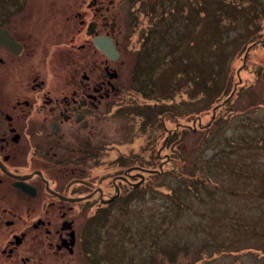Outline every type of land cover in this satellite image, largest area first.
Masks as SVG:
<instances>
[{"label":"rangeland","instance_id":"1","mask_svg":"<svg viewBox=\"0 0 264 264\" xmlns=\"http://www.w3.org/2000/svg\"><path fill=\"white\" fill-rule=\"evenodd\" d=\"M10 2L0 0V26H8ZM118 2L129 44L125 55L133 66L122 67L120 94L106 114L107 144L113 145L95 154L112 171L132 163L148 168L138 189L129 188L124 199L87 219V263L264 264V145L241 142L230 155L220 151L237 138L251 139L255 127L263 129L264 102H253L264 101V26L257 30L260 40L250 50L248 67H242L243 50L225 67L230 87L240 77L245 88L216 107L219 120L203 127L221 92L217 75L207 78L206 37L221 18L218 45L232 54L250 35L243 24L251 10L244 13L233 0ZM255 2L264 7V0ZM224 5L232 7L223 12ZM226 12L238 15L235 24ZM136 21L144 25L133 27ZM9 90L0 79V103L11 96ZM193 122L195 129L184 126ZM164 126L173 128L170 136ZM164 151L170 156L153 173Z\"/></svg>","mask_w":264,"mask_h":264},{"label":"flooded vegetation","instance_id":"2","mask_svg":"<svg viewBox=\"0 0 264 264\" xmlns=\"http://www.w3.org/2000/svg\"><path fill=\"white\" fill-rule=\"evenodd\" d=\"M118 3L10 2L0 26V79L11 95L0 103V264H88L87 219L144 182L148 166L112 171L95 154L113 145L106 114L122 67L133 66ZM97 37L114 50H101Z\"/></svg>","mask_w":264,"mask_h":264},{"label":"trees","instance_id":"3","mask_svg":"<svg viewBox=\"0 0 264 264\" xmlns=\"http://www.w3.org/2000/svg\"><path fill=\"white\" fill-rule=\"evenodd\" d=\"M236 1H238V0H233L232 6H233V4L235 2L237 8H240V10L244 9V13H246L247 10H251V13L249 14V17H246V22L243 24V25H245V28H248V30L250 32V35L248 37L246 36L244 38V40L241 42V44L236 48V50L232 54H230L228 52L229 48H227V50H226L223 47V49H222L221 46L218 45V43H221V42L223 43V41H221V37L220 36L222 35L221 32H222V29H224V26L220 22L221 18H216L217 22H216V25H215V28H214L215 30H213L211 36L208 33V35L206 37V41H205L206 44H208L207 62L209 64V66H210L209 76L207 78H212L214 75H217L216 87L220 88V90H221V92L219 93V96L221 98L220 97L218 98L220 100L223 97H225V95H227L230 92V90L233 88L234 85H235V90H234L233 94H236L237 90L239 91V90H243L245 88V84L243 83L244 82L243 80L242 81L241 80L240 81L239 80H235L233 82V85L230 87L231 77L228 76V72L225 70V67L228 64L233 63L234 61L238 60V58H240V56H239L240 51H242V50L245 51L246 47L248 45H250L245 58H243V59L241 58V63L244 64V65H242V67L243 68H247L248 67L249 63H251L250 59H249L250 50L253 49L255 47L256 43L258 42V40H260V38H258L259 34L257 33V30L260 29L262 26H264V7H260L258 5V2H255V0H247V2L245 4L242 3L243 0H239L240 4L238 2H236ZM166 3H167V0H166ZM167 4H166V7L169 5V4L168 5ZM229 7L230 6H228V5L226 7L224 5V6L221 7V10L223 12H225L227 10V8H229ZM209 8H211V7H209ZM147 13H149L148 10H146V14ZM225 14H228V17H226L228 19V22H231V23L235 24V21L237 20V18H238L237 16L238 15H233V16L230 17L228 12H226ZM239 20H240L239 22L242 21V16L241 15H240ZM253 25H254V27L250 28ZM261 37H263V36H261ZM230 41H231V38H229V42ZM229 42H228V44H229ZM250 68H253L252 71L253 70L255 71V65H253ZM244 70L247 71V69H244ZM237 78H239V77H237ZM210 87H211V84H210V82L208 80L207 88H210ZM218 99H217L216 103H220L221 102ZM230 99H227L225 102L220 103V105H218L217 107L219 108L221 105H223L224 103L228 102ZM263 102H264L263 100L254 101L253 104L255 105V104L258 103L260 105H263ZM260 105H257V106H260ZM210 106L212 107V105H210ZM207 107H209V106H207ZM215 115H216V113L214 114V116H210V118H209L210 121L208 119L209 122H206V124H203L202 126L203 127H206V126L210 127V125L212 123L214 124V122L219 120V117H217ZM200 127H201V125H200ZM262 128L263 129H261V128L257 129L255 127V129H256L255 133H257L258 135L253 136L255 133L252 134L251 139L250 138L248 139L246 137L245 138L240 137V139L237 138L236 140H233L231 142V145L233 144L234 146L231 147V145H230V148L220 149V151L223 152V151L226 150V151H228V153L230 155V154L234 153L239 148L238 145H240L241 142H243L242 144L250 143V144H252V146L253 145L254 146H263L264 145V123L262 125Z\"/></svg>","mask_w":264,"mask_h":264},{"label":"water","instance_id":"4","mask_svg":"<svg viewBox=\"0 0 264 264\" xmlns=\"http://www.w3.org/2000/svg\"><path fill=\"white\" fill-rule=\"evenodd\" d=\"M0 32H3V31L0 29ZM95 42H96L97 46H98L101 50H103V51H105V52H107V53H109V54L111 53L112 50H114V45H113V43L111 42V40H110L109 38H107V40H102L101 38L97 37V38H95ZM248 48H249V45L247 46V49L245 50V52H244V54H243V58H245ZM238 80L240 81V77L238 78ZM234 90H235V85H234L233 88L231 89V92H229L230 94H229V95H228V96H227L222 102H220V103L225 102V101L227 100V98H228L230 95L233 94ZM220 103H216V104H214V106H213V108H212V116H214V110H215V108H216ZM198 119H199V117H198ZM208 122H209V121H208ZM199 125H201L200 122H199ZM187 126L193 128V129L196 128V125H195L194 122H193L192 124H190V125H187ZM151 170L162 171V169H161V164H159V168H158V169H151ZM140 175H141V179H142V178H143V175H142V174H140ZM136 184H137V183H134V185H136Z\"/></svg>","mask_w":264,"mask_h":264},{"label":"bare ground","instance_id":"5","mask_svg":"<svg viewBox=\"0 0 264 264\" xmlns=\"http://www.w3.org/2000/svg\"><path fill=\"white\" fill-rule=\"evenodd\" d=\"M191 128V127H190Z\"/></svg>","mask_w":264,"mask_h":264}]
</instances>
